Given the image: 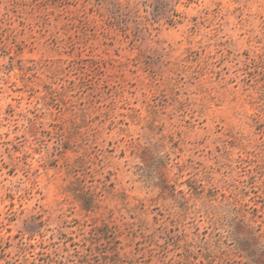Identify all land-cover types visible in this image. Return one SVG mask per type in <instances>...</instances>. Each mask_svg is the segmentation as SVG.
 Segmentation results:
<instances>
[{
  "label": "rangeland",
  "instance_id": "rangeland-1",
  "mask_svg": "<svg viewBox=\"0 0 264 264\" xmlns=\"http://www.w3.org/2000/svg\"><path fill=\"white\" fill-rule=\"evenodd\" d=\"M0 264H264V0H0Z\"/></svg>",
  "mask_w": 264,
  "mask_h": 264
}]
</instances>
